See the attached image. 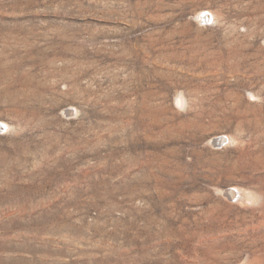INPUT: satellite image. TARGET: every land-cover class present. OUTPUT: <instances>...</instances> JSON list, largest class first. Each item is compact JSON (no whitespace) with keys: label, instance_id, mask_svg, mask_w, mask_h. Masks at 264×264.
Masks as SVG:
<instances>
[{"label":"rangeland","instance_id":"1","mask_svg":"<svg viewBox=\"0 0 264 264\" xmlns=\"http://www.w3.org/2000/svg\"><path fill=\"white\" fill-rule=\"evenodd\" d=\"M0 124V264H264V0H0Z\"/></svg>","mask_w":264,"mask_h":264},{"label":"bare ground","instance_id":"2","mask_svg":"<svg viewBox=\"0 0 264 264\" xmlns=\"http://www.w3.org/2000/svg\"><path fill=\"white\" fill-rule=\"evenodd\" d=\"M6 124H7V123H6ZM3 125H4V124H3ZM3 125L0 124L1 127H3ZM251 193H252V192H251ZM231 195H232V194H231ZM240 195H241V194H240ZM244 195H245V194H244ZM247 195H248V196H247L246 199H249V200L252 199V196H253L252 194H247ZM239 197H240V196H239ZM244 197H245V196H244Z\"/></svg>","mask_w":264,"mask_h":264}]
</instances>
